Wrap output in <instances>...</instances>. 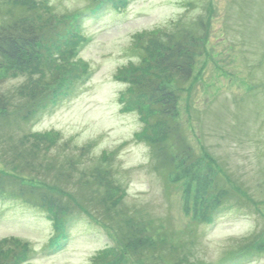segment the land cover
I'll use <instances>...</instances> for the list:
<instances>
[{
    "label": "rangeland",
    "instance_id": "obj_1",
    "mask_svg": "<svg viewBox=\"0 0 264 264\" xmlns=\"http://www.w3.org/2000/svg\"><path fill=\"white\" fill-rule=\"evenodd\" d=\"M94 1L48 0L52 10L32 16L38 28L57 22L52 38H43L49 74L45 64L38 75H21L7 64L0 70V91L9 95L26 82L50 95L69 71L76 73L69 97L33 120L21 118L25 110L17 100L8 120L0 113V135L18 142L41 138L52 147L43 159L58 161L42 170L0 148V264L16 261L13 239L37 251L29 264L115 258L122 264H220L234 255L225 263L264 264V0H126L92 13ZM20 2L0 0V28L26 15ZM186 28H193L188 46L195 65L192 78L180 82L157 61L160 46L173 45ZM74 34L85 40L71 58L63 45ZM150 73L175 93L174 108L136 98L139 81ZM177 138L190 147L189 156ZM166 148L173 166L164 160ZM66 156L78 163L71 175L59 173ZM30 187L41 196L64 192L75 203L65 209L73 210V221L56 254L40 252L54 237L55 223L14 196L25 188L28 197L42 200ZM222 188L234 197L218 204ZM116 194L120 205L109 209L104 202ZM118 213L143 227L151 244L158 241L157 250L144 247L133 255L118 234ZM243 250L261 254L244 258L238 255Z\"/></svg>",
    "mask_w": 264,
    "mask_h": 264
},
{
    "label": "trees",
    "instance_id": "obj_2",
    "mask_svg": "<svg viewBox=\"0 0 264 264\" xmlns=\"http://www.w3.org/2000/svg\"><path fill=\"white\" fill-rule=\"evenodd\" d=\"M99 1V2H98ZM95 0L94 3H96L93 7L91 6L88 11L96 12L101 6L106 5V3L113 4L114 6H125L126 0ZM102 1V2H101ZM21 7L24 8L26 15L21 17L19 20H15L13 23L1 27L0 28V70L4 68V64H7V66L13 70H16L18 72H21V75H27L28 73L34 72L35 75H38L39 73L42 74V66L45 64V73L49 74L50 67H49V60L45 57L43 51H47V47L45 39L48 36L52 38L54 33H56V23L52 22L49 24V26L44 28H38L37 25L33 24V15H37V10L44 11V9H50L52 10V7L49 6L48 0H43L40 2H37L35 0H21ZM99 3V4H98ZM81 14L83 13H77L75 14L76 22L81 18ZM80 21V20H79ZM79 23V22H78ZM184 29V28H183ZM185 30H190L186 32H182V35L178 36L179 39L175 41V43L172 45L170 44V47H163L160 46V54L158 58V64L157 67L163 69L164 71H167L169 74H171L175 79H177L180 82L188 81L193 76V66L195 65V59L194 55L195 53L193 50L188 46L189 44H192L194 42H191L190 35L193 33V28L189 29L186 28ZM184 30V31H185ZM75 33V32H74ZM63 35V34H61ZM190 41V42H189ZM68 44L64 43V49L68 52L69 56L71 58H74L76 54H78V51L81 47V44L83 42V38L80 35H75L72 38H69L67 40ZM63 50V49H62ZM61 52V51H59ZM45 62V63H44ZM159 65V66H158ZM87 74V72H85ZM76 75L73 71H69L67 73L66 80L64 84L60 85L59 90L53 91L50 95H42V92L37 90L36 86L30 85V82H26L24 85L21 86V88H17V90L14 92L13 95L6 94L2 91H0V113H3L6 117V120H8V113L10 112V109H12L13 106L16 104L14 103L16 100L18 102H21V105L19 107L21 113L25 110L24 113H22L21 118L23 120H33L35 115H38V113L42 110H44L46 107L49 106V104L55 102L59 98L65 96L68 94V91L70 90V85L74 84L71 77L73 78ZM86 76V75H85ZM83 76L81 80L85 77ZM50 76H48V80ZM80 77L75 79V83L79 82ZM156 73H150L144 80L139 81L138 87H137V93L138 95L136 98L139 99H147L151 103L155 105H160L163 110H169L175 107L176 104V98L175 93L167 88L162 87L161 82L158 80ZM80 80V81H81ZM69 82V83H68ZM66 85V89L61 90ZM70 92V91H69ZM133 98V97H132ZM135 98V97H134ZM28 105H27V102ZM2 115L0 114V117ZM4 118V117H2ZM0 118V119H2ZM177 144L181 146L182 151H184L185 156L190 155V147L187 146L185 148L182 144V139L177 138ZM14 140L12 137L9 136H2L0 135V148L3 147L4 153L7 155H19L20 159H29L30 161H26L27 164L32 162L33 166H39L42 168L48 169V166L44 167V165L51 164L52 167H55L56 164H58V161L56 159V156H53L54 159L50 162L49 160H44L43 157L50 153L52 150V147L49 143L44 142L41 140V138H38L36 141H30L28 137L22 136L19 140ZM167 157H165L164 160H169V165H172L173 157L170 156L169 148H166L164 150ZM43 154V156H41ZM45 154V155H44ZM169 157V158H168ZM171 157V158H170ZM68 158L66 156L63 158L62 162L59 164L62 171L59 173L66 172L67 174H72L74 172L75 168L78 166L76 158ZM42 159V160H40ZM49 161V162H48ZM15 170L19 171L21 174L22 171L19 169L18 166H14ZM14 170V169H13ZM42 170H39L41 172ZM55 170V168H54ZM56 173V171H55ZM105 173V172H104ZM85 175V174H83ZM104 175V174H103ZM94 177H97V175H94ZM1 183V179H0ZM108 184H111V182H107ZM120 187H115V191H118ZM25 190V188H24ZM24 190L14 193V196L16 199L23 200V202L30 204L34 207H38L39 209H42L50 218L53 223H55V234L54 237L51 239L49 244L47 245V248L43 249V252H53L60 249L63 245V242L67 238V226L69 222L73 218V210L66 211L65 209L70 210V207L72 209L74 208V201L70 199L71 195H68V197H64V192L61 193L58 196L52 195V194H45L44 196H41V191H36V189L30 187V191L34 196L37 194L39 197H41L42 200H39V198H33L28 197V194L24 192ZM121 190V189H120ZM3 191V190H2ZM112 191L108 192L107 194V201L109 202L111 199L109 198V194ZM119 192V191H118ZM221 196H224L223 200H220L218 204H223L225 200L233 199V195L231 193L230 189L225 190L222 188L220 189ZM6 191L2 192L3 197H5ZM27 196V197H26ZM56 196V197H55ZM67 198V200H64V198ZM121 198L120 194H116L112 198V202H110V206L107 202H104V205L108 207L109 209L116 208L118 205H120L119 200ZM48 200V202L45 203V201ZM220 206V205H218ZM218 209H216L211 216H209L210 223L213 222V215L216 213ZM109 213H112L111 211ZM120 215L119 220V233H121L122 240L127 246V249L131 251L133 255H135L139 250H142L144 247L150 251H156L157 246L159 242L156 240H153L154 243L151 244V238L148 237V239H145L144 237V230L143 227L141 228H135L133 222H125L123 219L125 218L122 213H118ZM110 220V219H109ZM149 233L150 230H147ZM5 242H9V240H4ZM12 245L16 247L15 252V258L16 261L14 263L9 262L7 264H26V262L30 259V257L33 255L34 250L33 247H31L30 244H28L25 241L13 239ZM4 242V243H5ZM158 253L153 254V257L155 255L157 256ZM243 254V255H241ZM260 252H254V253H248L240 252L242 257H252L255 255H260ZM246 255V256H245ZM235 258L234 256H230L226 259H232ZM224 259L226 262L227 260ZM155 261V260H152ZM150 261V263L152 262ZM124 261L121 260V258H115L112 261L109 260L105 264H122ZM221 262V263H223Z\"/></svg>",
    "mask_w": 264,
    "mask_h": 264
}]
</instances>
